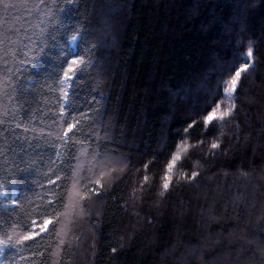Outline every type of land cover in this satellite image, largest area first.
<instances>
[{"label": "trees", "instance_id": "obj_1", "mask_svg": "<svg viewBox=\"0 0 264 264\" xmlns=\"http://www.w3.org/2000/svg\"><path fill=\"white\" fill-rule=\"evenodd\" d=\"M238 3L246 6L242 13L235 7ZM58 4L65 11H59ZM44 5L52 9V24L66 26L61 44L68 59L94 46L93 66L77 81V100L95 96L101 103L91 106L100 111L90 113L96 123L86 129L92 132L89 141L71 146V154L79 157L83 169L99 165L115 172L106 178L107 195L90 201L75 226L59 236L49 232L36 242L0 246L2 263L264 264V0H79V5L66 6L63 0H44L43 5L29 0L31 14H11L22 15L19 26L35 35L41 27H52L49 18L36 11L39 7L47 12ZM77 26L86 29L85 40L71 44L68 36ZM24 37L25 32L13 36L15 44L7 53L0 46V184L11 198H19L13 205L0 197V239L7 233L15 240L30 230L31 221L50 214L48 202L55 200L50 193H59L70 182L61 179L53 186L49 178L71 175L69 149L51 143L58 131L50 118L57 93L41 79L59 71L54 58L60 49L50 48L41 56V71L32 72L40 82L23 107L7 86L4 66L12 63L11 52ZM242 40L245 51L249 40L255 42L256 68L240 113L224 129L222 154L214 157L211 143L219 131L204 139L202 123L190 137L182 130L186 120H203L211 102L204 100L207 90L215 87L213 78L222 66H232ZM205 78L207 85L202 84ZM197 137L204 139L203 145ZM182 138L192 145L189 159L176 169L170 192L161 195L169 149L175 151ZM25 164L27 170L18 172L17 166L23 169ZM192 171L200 176L182 182ZM144 175L149 181L141 190ZM113 236L124 244L115 257Z\"/></svg>", "mask_w": 264, "mask_h": 264}, {"label": "snow or ice", "instance_id": "obj_2", "mask_svg": "<svg viewBox=\"0 0 264 264\" xmlns=\"http://www.w3.org/2000/svg\"><path fill=\"white\" fill-rule=\"evenodd\" d=\"M40 4H44V0H40ZM63 5H79V0H63ZM0 7L3 9V13L0 14V46H3L7 53L12 48L15 42L12 40L13 36H18L21 32H25V37L20 40V46L16 47L11 52L12 63H6L3 69V74L9 79L6 81L7 86L11 88L12 93H15V99L17 103L23 107L24 103H27V96L33 90L37 80L36 76L32 75L33 69L36 73L41 71L38 66V62L41 56L48 55V49L56 47L60 49V55L55 57L58 61V72H48L43 75V85L49 88V91L55 90L56 96V111L50 117L52 124L58 131L54 134V139L51 141L53 146L65 147L69 149L67 153L68 158V170L71 173L70 176L61 177L56 175V179L49 178V184L56 186L57 181L61 179L69 180V185L63 187V189L57 193L51 192L50 195L55 197V200H50L48 206L52 208L50 214L45 213L39 222L31 221L30 230H26L22 234L18 235L15 240L12 235L5 233V238L0 239V246L15 247L16 245H24L26 242H36L38 239H43L49 232L59 236L61 232L65 231L71 226H75L80 218L86 214L88 203L93 199H100L107 195L106 191V178L111 176L115 169L108 170L109 166H94L88 169L79 167V157L71 154V146L79 143L84 144L89 141L92 135L91 131L86 129H92L96 123V119L90 113L99 115V108L92 107L91 105H98L101 102L92 96L90 100L78 101L79 92L77 89L80 85L77 83L82 78V74L86 73L88 69L93 66L91 53L94 46L86 47L84 54H74L68 59V53L64 51V46L61 44V37L64 33L62 28L66 27L62 23L52 24V18L48 16L52 9L44 5V8H48L47 12H44L42 8L36 7L37 12H43L44 16L49 18V24L52 25L50 30L41 27L38 34L28 35L26 30L19 26V22L24 17L20 14H11L13 10L17 13L29 12V0H21L20 3H5L4 0H0ZM241 13L245 9V4L238 3L235 5ZM59 11H65V7L57 5ZM223 22V21H221ZM241 17L236 18V23L240 24ZM40 24L43 25L44 21L40 20ZM86 29L83 26H77L71 29L68 39L71 44H75L78 39L85 40ZM254 41L249 40L246 45L243 40L237 47V55L234 57L232 66H222L218 71L220 75L214 77L216 85L214 88L207 90V95L204 97L205 101L210 99V103H207L204 108V116L202 121L196 119H189L184 122L186 125L183 127V134L192 136L193 133L200 127L201 123L205 126L204 132L206 139L208 136H216L219 131V137L211 143L212 155L215 157L222 154V149L226 142V132L224 129L231 124V121L240 113V106L243 103L242 97L244 96L245 88L248 83L249 77L252 75L253 69L256 68ZM87 57V58H86ZM7 55L5 59L7 60ZM235 61H243L236 64ZM225 76L227 79H225ZM15 81L13 83L12 81ZM52 80L53 84L49 85L48 81ZM203 85L208 84L207 78L202 82ZM222 84V87H221ZM199 91L204 92L205 87L201 86ZM11 95V93H9ZM199 114V113H198ZM219 121V125H217ZM3 123V121H0ZM20 127L19 124L16 125ZM13 135L15 131L13 130ZM78 134V135H77ZM49 136H53V132L48 133ZM76 136V139L73 137ZM224 138V139H222ZM18 140L19 137L17 136ZM204 139L197 137V143L203 145ZM191 144H185L183 138L181 143L176 145V150L171 151L170 160L166 166V175L164 177L163 189L164 192L161 195L169 193L173 187V176L178 166H183L184 162L189 159ZM21 151L27 154L26 149L21 148ZM57 159L60 160V164H64L65 160L60 159L61 154L56 153ZM203 159V157H201ZM71 161H77L76 165H73ZM51 165H55V160H50ZM149 163L144 164V169L149 168ZM208 163V161H205ZM28 165L22 169L17 166V171L27 170ZM87 173V174H85ZM200 176V172L192 171L189 177L187 173L181 177L182 182H192ZM149 181L148 175H144L143 183L140 185L141 190L144 189ZM0 197L4 199H11L13 205L18 204L19 198H11L6 192L3 184H0ZM77 240L80 237H76ZM60 244L64 245L65 241L60 240ZM111 252L118 255L119 251H123L124 244L120 243L114 236L110 238ZM3 248L0 247V252ZM43 255V253H41Z\"/></svg>", "mask_w": 264, "mask_h": 264}, {"label": "rangeland", "instance_id": "obj_3", "mask_svg": "<svg viewBox=\"0 0 264 264\" xmlns=\"http://www.w3.org/2000/svg\"><path fill=\"white\" fill-rule=\"evenodd\" d=\"M0 264H3V263H2V260H0Z\"/></svg>", "mask_w": 264, "mask_h": 264}]
</instances>
